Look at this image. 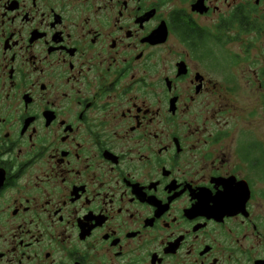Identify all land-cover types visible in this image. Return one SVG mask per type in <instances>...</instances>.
I'll return each mask as SVG.
<instances>
[{
    "label": "flooded vegetation",
    "instance_id": "obj_1",
    "mask_svg": "<svg viewBox=\"0 0 264 264\" xmlns=\"http://www.w3.org/2000/svg\"><path fill=\"white\" fill-rule=\"evenodd\" d=\"M259 121L264 0H0V264H264Z\"/></svg>",
    "mask_w": 264,
    "mask_h": 264
},
{
    "label": "snow or ice",
    "instance_id": "obj_2",
    "mask_svg": "<svg viewBox=\"0 0 264 264\" xmlns=\"http://www.w3.org/2000/svg\"><path fill=\"white\" fill-rule=\"evenodd\" d=\"M230 194H231V193H230L229 189H228L227 186H226L224 192H222V193H220V194L218 195L217 200H219V201H224V200H226V199L229 197ZM261 259H264V257H262Z\"/></svg>",
    "mask_w": 264,
    "mask_h": 264
},
{
    "label": "rangeland",
    "instance_id": "obj_3",
    "mask_svg": "<svg viewBox=\"0 0 264 264\" xmlns=\"http://www.w3.org/2000/svg\"><path fill=\"white\" fill-rule=\"evenodd\" d=\"M258 130L260 133V137L262 138V136H264V123L262 121H259Z\"/></svg>",
    "mask_w": 264,
    "mask_h": 264
}]
</instances>
